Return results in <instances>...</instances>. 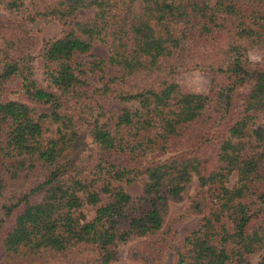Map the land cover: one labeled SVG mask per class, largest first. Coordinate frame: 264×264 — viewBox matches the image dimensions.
Returning <instances> with one entry per match:
<instances>
[{
	"label": "trees",
	"instance_id": "obj_1",
	"mask_svg": "<svg viewBox=\"0 0 264 264\" xmlns=\"http://www.w3.org/2000/svg\"><path fill=\"white\" fill-rule=\"evenodd\" d=\"M0 5L15 13L0 18V264H116L121 243H168L169 202L186 197L181 216L202 218L168 244L175 264H264V60L248 56L264 0ZM38 19L63 28L42 44L45 86ZM185 67L206 69L205 93L173 80ZM133 181L139 194L120 185Z\"/></svg>",
	"mask_w": 264,
	"mask_h": 264
},
{
	"label": "rangeland",
	"instance_id": "obj_2",
	"mask_svg": "<svg viewBox=\"0 0 264 264\" xmlns=\"http://www.w3.org/2000/svg\"><path fill=\"white\" fill-rule=\"evenodd\" d=\"M79 15H84L85 12L80 11ZM15 13L5 10L0 5V18L13 17ZM28 29L31 31L35 38V44L30 50V54L34 56L33 60V77L43 86L46 85L42 72V65L40 62V52L42 44L45 40L58 37L62 34V25L57 21L45 22L43 19H38L28 25ZM93 52L98 57L104 60L105 70L108 74L114 75L118 68L111 66L107 62L108 51L107 48L99 44L94 45ZM249 59L251 61L259 62L264 60V43L259 44L251 48L248 52ZM81 59L87 60V57L80 56ZM173 80L179 84L180 89L183 92L191 93H205L210 84V75L204 68L185 67L180 69L175 75ZM118 105L129 104H114L111 109H115ZM260 123L264 125V116L261 117ZM81 135L74 143L73 154L77 156L82 149L83 139ZM237 179V173L233 172L228 178L227 186L232 187ZM120 185L130 194L136 195L141 192V183L139 181L133 182H121ZM196 188V180L193 179L189 196L193 195ZM188 197L181 201H170L168 206V218L167 226L171 227L170 234L167 237L168 243L152 244L145 238H135L125 243H121L116 247L117 261L116 264H175V254L169 248L168 244L175 246L177 241L183 237L186 233L195 228L202 218V214H191L187 217H182L183 209L187 206ZM176 231L174 239H172V233ZM173 240H175L173 242ZM259 254H253L250 256L251 264H258Z\"/></svg>",
	"mask_w": 264,
	"mask_h": 264
}]
</instances>
